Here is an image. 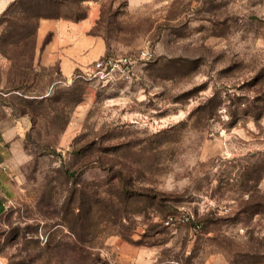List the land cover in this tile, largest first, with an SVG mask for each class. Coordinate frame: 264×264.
Segmentation results:
<instances>
[{
	"label": "rangeland",
	"instance_id": "1",
	"mask_svg": "<svg viewBox=\"0 0 264 264\" xmlns=\"http://www.w3.org/2000/svg\"><path fill=\"white\" fill-rule=\"evenodd\" d=\"M56 1L0 0V264H264V0ZM92 3L105 55L153 50L131 78L40 57Z\"/></svg>",
	"mask_w": 264,
	"mask_h": 264
},
{
	"label": "crops",
	"instance_id": "2",
	"mask_svg": "<svg viewBox=\"0 0 264 264\" xmlns=\"http://www.w3.org/2000/svg\"><path fill=\"white\" fill-rule=\"evenodd\" d=\"M149 1L151 0H128L132 7L141 6ZM100 17V6L92 3L87 14L79 20L42 18L37 29L41 42L40 57L54 59L62 73L69 76L79 68L88 67L93 60L108 52L106 39L92 31ZM9 135L8 127L0 121V216L5 210V196L11 183L7 170L11 159L7 153ZM121 256L128 262L132 255L124 252Z\"/></svg>",
	"mask_w": 264,
	"mask_h": 264
},
{
	"label": "built area",
	"instance_id": "3",
	"mask_svg": "<svg viewBox=\"0 0 264 264\" xmlns=\"http://www.w3.org/2000/svg\"><path fill=\"white\" fill-rule=\"evenodd\" d=\"M153 55V50L148 47L141 49L136 56L107 54L91 64L90 75L99 80L114 78L129 79L134 74L137 63L139 61L151 60ZM77 76L79 77L81 74ZM190 222L194 223V226L200 227V224L194 221V216L186 204L178 206L175 213L164 219V224L167 226H177Z\"/></svg>",
	"mask_w": 264,
	"mask_h": 264
},
{
	"label": "trees",
	"instance_id": "4",
	"mask_svg": "<svg viewBox=\"0 0 264 264\" xmlns=\"http://www.w3.org/2000/svg\"><path fill=\"white\" fill-rule=\"evenodd\" d=\"M45 1V5L46 7H52L53 3L57 2L56 0H44ZM47 17H59V15H53V16H48V15H44V18H47ZM2 215V214H1Z\"/></svg>",
	"mask_w": 264,
	"mask_h": 264
}]
</instances>
